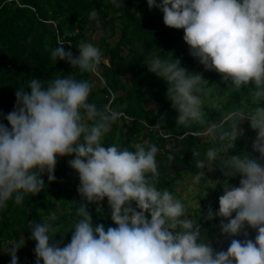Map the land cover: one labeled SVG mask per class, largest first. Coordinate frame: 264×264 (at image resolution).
Wrapping results in <instances>:
<instances>
[{
	"label": "clouds",
	"instance_id": "1",
	"mask_svg": "<svg viewBox=\"0 0 264 264\" xmlns=\"http://www.w3.org/2000/svg\"><path fill=\"white\" fill-rule=\"evenodd\" d=\"M112 3L119 6L120 0ZM147 5L162 14L168 28L183 30L190 56L205 71L219 74L226 90H251V109L245 99L243 108L208 119L204 85L209 81L202 73L189 71L172 52L151 54L144 62L167 84L176 124L201 125L194 135L212 142L203 155L192 153L199 169L194 179L205 178L208 192H222L219 208L209 205L203 219L219 220L217 238L230 240L227 249L213 246L203 234L201 215L194 219L183 199L157 187V145L104 143L125 114L90 102L92 85L72 74L32 77L27 86L17 87L13 110L0 112V210L41 193L47 187L45 174L49 182L56 179L58 158L72 157L68 164L78 174L80 202H75L71 240L57 241L48 220L30 222L35 264H264V0H147ZM96 16L93 11L91 17ZM77 48L79 55H74L58 41L51 59L95 72L100 48L87 41ZM242 121L255 137L251 151L234 152L245 134ZM216 169L223 179L208 178L207 172ZM237 177L238 185L232 183ZM105 199L114 226L93 223L89 206L103 212ZM24 244L23 236L0 243L10 264H18Z\"/></svg>",
	"mask_w": 264,
	"mask_h": 264
},
{
	"label": "trees",
	"instance_id": "2",
	"mask_svg": "<svg viewBox=\"0 0 264 264\" xmlns=\"http://www.w3.org/2000/svg\"><path fill=\"white\" fill-rule=\"evenodd\" d=\"M93 11L97 13L94 18L91 17ZM96 18H103L108 29L107 36L98 47L102 56L109 58V63L104 62L100 67L105 82L102 91H91L89 101L93 102L99 93H104L109 100L114 95V106L125 114L111 127L104 143L120 147H131L133 143L157 145L160 149L157 154L160 170L157 187L168 188L175 194V183L183 173H197L196 158L192 153L199 150L203 155L212 142L194 135L201 125L194 124L189 128L176 124L177 113L166 97L167 84L148 72L144 64L146 57L151 54L167 56L169 54L166 52H172L189 71L202 73L209 81L205 84L207 87L220 85V89H213L212 96L227 95V101L220 107L206 108L208 119H219L222 115L243 108L245 99L249 101L247 107L251 109V90H226L227 84L219 74L205 71L190 56L183 40V30L168 28L158 10H149L147 0H120L119 6L113 4L112 0H0V112L7 114L13 110L17 87L27 86L32 77L47 80L61 74H72L74 78L85 79L90 84L93 80L101 81L93 78L91 72L72 68L66 61L54 62L51 59V50L58 41H63L65 47L71 50H79L77 47L82 41L89 42L87 34L92 30V22ZM118 33L115 44L107 42ZM135 46L144 48V53L141 63L132 69L125 52L132 55ZM102 48L106 49L105 52ZM150 104H155V111ZM241 127L249 136L244 134L234 152L251 151L255 132L246 121L241 122ZM216 146L219 147L218 144ZM71 158H58L56 179L49 182L45 174L47 187L41 193L26 196L20 205L10 201L5 209L0 210V243L6 244L23 236L26 241L35 244L28 228L30 222H40L44 217L51 218L57 241L70 242L69 231L76 219V203L80 202L78 174L68 164ZM216 179H223L222 173L216 175ZM232 183L238 185V178ZM215 192L212 203L200 195L194 196L198 200L196 211L200 215L206 216L209 205L214 210L219 208L218 198L222 192L219 189ZM176 195L178 197L179 194ZM102 207L103 212H97L96 205L89 206L93 223L114 226L108 215L107 199ZM202 221L205 228L215 230L218 237L219 228L212 229L209 221L203 218ZM215 222L219 223V220ZM249 232L250 238H254V230ZM229 242L219 237L216 248L224 249ZM2 259L0 253V264Z\"/></svg>",
	"mask_w": 264,
	"mask_h": 264
},
{
	"label": "rangeland",
	"instance_id": "3",
	"mask_svg": "<svg viewBox=\"0 0 264 264\" xmlns=\"http://www.w3.org/2000/svg\"><path fill=\"white\" fill-rule=\"evenodd\" d=\"M92 23H94V25H92V30L90 32H88L87 35H88L89 39H91V41L94 42V44H96L97 46H100L101 40L104 39L108 34L107 26L102 20H100L98 18L94 19V21ZM118 37H119V33L117 34V36L115 38L110 39V43L115 44ZM102 50L105 52L106 49L102 48ZM143 53H144V48L140 49L139 47H136V46H135L134 53L132 55L128 51L125 52V55H127L129 58V63H130V66L132 69L141 63V58H142ZM104 62L106 64L109 63V58L104 57ZM93 78H95V77L93 76ZM91 85H92V91L93 90L102 91L101 89L104 86L102 81H97V80H93ZM217 86H220V85H217ZM204 87L206 90H208V96H207L206 104L204 107V111L206 108L220 107L227 101V95L220 96V97H213L212 96V91L214 88H216L215 86L209 88L206 85H204ZM109 102H110V100L108 99V97L104 93H99L98 95H96V97L93 100V103H96L98 107H103L105 105H108ZM150 107L154 111L156 110L155 104H150ZM114 109L117 110V106H114ZM245 135L249 136V134L246 131H245ZM229 154L231 155V154H233V152L230 151ZM198 172H199V169L197 170V173ZM220 173L221 172L219 171V169H216L215 171H208L207 176H208V178L215 180L216 175H218ZM194 174H196V173H192V172L188 171V172L183 173L182 176L177 179V182L175 183V190H176L175 195L179 194L178 198H181L184 200L186 205L189 206V210L192 213L194 219H196L198 221L200 218V213L196 211L197 205H198V203H197L198 200L195 199L194 196L198 197L200 195V196L204 197L205 199H207L210 203H212L215 199L216 192L215 191H209L208 192L211 185L206 182L205 178H201V180L199 182H197L194 179ZM207 192H208V194H207ZM52 217H53V215H52ZM203 217H204V214H201L200 223H201L202 228L204 230L203 233H207L208 231L212 232L211 230L205 228L204 222L202 221ZM43 220H48L51 222L50 217H44ZM209 222L210 223L213 222L214 224L218 223L215 221H209ZM210 228H212L211 225H210ZM24 240H25V238H24ZM34 248H35V244L30 243V242L25 240L24 246L21 247L17 253L18 258H19L18 264H35L36 257H35ZM0 253L3 256L1 263L2 264L3 263H9L10 264L11 257L4 252L2 246H0Z\"/></svg>",
	"mask_w": 264,
	"mask_h": 264
},
{
	"label": "built area",
	"instance_id": "4",
	"mask_svg": "<svg viewBox=\"0 0 264 264\" xmlns=\"http://www.w3.org/2000/svg\"><path fill=\"white\" fill-rule=\"evenodd\" d=\"M73 52L74 55H79V50H74L72 49L71 50ZM104 63V57L102 56V59H101V62L99 63V65L97 66V69L95 72H91L92 75L96 78V79H99L103 82V84H105L102 76H101V73H100V67L102 66V64ZM114 102H115V98H114V95L112 96L110 102L108 105H110L113 109H114Z\"/></svg>",
	"mask_w": 264,
	"mask_h": 264
},
{
	"label": "crops",
	"instance_id": "5",
	"mask_svg": "<svg viewBox=\"0 0 264 264\" xmlns=\"http://www.w3.org/2000/svg\"><path fill=\"white\" fill-rule=\"evenodd\" d=\"M98 19L103 21V18H98ZM93 25H94V23H93ZM89 42H91V39H89ZM107 42H110V39H108ZM238 181H239V177H238ZM210 225L213 229L219 228V223L214 224L213 222H211ZM211 231L212 232L208 231L207 233H203V234L206 235L213 242V246L216 248V245L218 244L219 239L216 236V232L214 230H211Z\"/></svg>",
	"mask_w": 264,
	"mask_h": 264
},
{
	"label": "water",
	"instance_id": "6",
	"mask_svg": "<svg viewBox=\"0 0 264 264\" xmlns=\"http://www.w3.org/2000/svg\"><path fill=\"white\" fill-rule=\"evenodd\" d=\"M229 243H230V242H229ZM229 243H228V244L225 246L224 250H226V249H227V247H228Z\"/></svg>",
	"mask_w": 264,
	"mask_h": 264
}]
</instances>
